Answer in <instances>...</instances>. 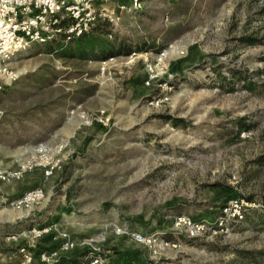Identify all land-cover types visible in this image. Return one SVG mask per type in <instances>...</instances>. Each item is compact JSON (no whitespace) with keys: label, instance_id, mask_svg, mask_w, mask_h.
Returning a JSON list of instances; mask_svg holds the SVG:
<instances>
[{"label":"rangeland","instance_id":"obj_1","mask_svg":"<svg viewBox=\"0 0 264 264\" xmlns=\"http://www.w3.org/2000/svg\"><path fill=\"white\" fill-rule=\"evenodd\" d=\"M95 9L2 85L0 264H264V0Z\"/></svg>","mask_w":264,"mask_h":264},{"label":"built area","instance_id":"obj_2","mask_svg":"<svg viewBox=\"0 0 264 264\" xmlns=\"http://www.w3.org/2000/svg\"><path fill=\"white\" fill-rule=\"evenodd\" d=\"M106 0H0V91L10 74L9 69L17 55L34 42L45 43L48 36L66 32L70 38H79L90 32L97 20L96 6ZM145 0H131L139 9ZM239 218L242 214L237 212ZM188 226H193L188 222ZM137 241L142 236L133 235ZM74 243L67 242L62 250H69ZM25 249L23 248L22 252ZM58 252L42 254V261L57 264ZM102 264L99 257H90L84 263Z\"/></svg>","mask_w":264,"mask_h":264},{"label":"trees","instance_id":"obj_3","mask_svg":"<svg viewBox=\"0 0 264 264\" xmlns=\"http://www.w3.org/2000/svg\"><path fill=\"white\" fill-rule=\"evenodd\" d=\"M94 37H92L91 33H88V34H83V36L79 37L76 41V48L79 49V50H82V48L84 47V43H90L93 40ZM137 51H140V49H137ZM80 53H83V52H80ZM264 163V161H263Z\"/></svg>","mask_w":264,"mask_h":264}]
</instances>
